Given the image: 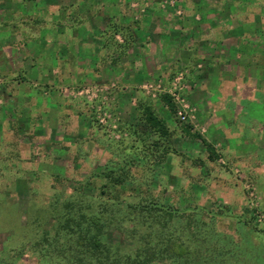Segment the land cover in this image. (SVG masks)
Instances as JSON below:
<instances>
[{"label":"rangeland","instance_id":"rangeland-1","mask_svg":"<svg viewBox=\"0 0 264 264\" xmlns=\"http://www.w3.org/2000/svg\"><path fill=\"white\" fill-rule=\"evenodd\" d=\"M76 1L0 0V264H74L81 248L63 223L92 212L114 218L104 239L117 251L142 247L147 226L151 245L189 249L149 264H264V186L187 132L209 135L184 75L138 81L121 104L116 80L82 69L81 42L65 40ZM174 92L188 121L162 98ZM148 106L172 117L169 140L145 121ZM148 200L167 208L127 214Z\"/></svg>","mask_w":264,"mask_h":264},{"label":"crops","instance_id":"crops-1","mask_svg":"<svg viewBox=\"0 0 264 264\" xmlns=\"http://www.w3.org/2000/svg\"><path fill=\"white\" fill-rule=\"evenodd\" d=\"M65 4L79 13H65L75 19L65 40L81 42L82 69L116 80L121 104L136 83L184 75L209 130L201 136L264 186V0H179L175 16L168 0ZM163 117L173 130L172 117Z\"/></svg>","mask_w":264,"mask_h":264},{"label":"trees","instance_id":"trees-1","mask_svg":"<svg viewBox=\"0 0 264 264\" xmlns=\"http://www.w3.org/2000/svg\"><path fill=\"white\" fill-rule=\"evenodd\" d=\"M162 98L173 110V97L164 95ZM145 121L150 127L157 131L161 137L169 140L172 136L173 130L168 127L166 121L160 118L151 106H148L146 109ZM190 128L191 127L188 128L187 132L195 138H200L206 144L212 158L217 157L218 153L215 151L213 145L207 143L200 133L191 134ZM169 146L167 151L170 150ZM117 179L118 177L115 178V180ZM127 207L129 209V213L127 214H132L134 211L139 210V212L143 214L147 213L150 216L160 215V213L167 208L165 204L156 202L155 200L128 203ZM86 214L87 213H81L78 217L71 216L67 218L65 223H63L64 228L71 229L77 235L76 246L77 249L81 248L80 253L72 255L74 264H149L154 260H161L164 258L163 253L172 257H181L189 253V249L183 243L176 241L170 243L164 249L162 247L158 248L151 245V240L148 238V226L143 228L146 233L142 231L140 236L141 240L144 241L142 247L135 248L130 253L120 250L117 251L112 244L108 243L104 239L107 228L114 224V218L103 217V214L101 215L94 212ZM156 218L157 217L154 218V221H156ZM141 219L142 226H144V224L147 225V217L142 216ZM85 223H87V225L84 227L83 224ZM94 227H96V230H93ZM116 228L121 230V232H130L129 227L127 229H123L121 225H118ZM155 231H158L159 233L161 232L159 228L156 230L152 229L150 231V235L156 233ZM157 237H160V235ZM148 244L150 247H148ZM75 252L78 251L75 249Z\"/></svg>","mask_w":264,"mask_h":264},{"label":"built area","instance_id":"built-area-1","mask_svg":"<svg viewBox=\"0 0 264 264\" xmlns=\"http://www.w3.org/2000/svg\"><path fill=\"white\" fill-rule=\"evenodd\" d=\"M172 4H175L174 1L171 2ZM178 13H181V10H178ZM177 89V88H176ZM175 89V90H176ZM173 98L180 103L177 110V116L182 121H188V119L192 116L191 113L193 112V109L190 107V105L185 101V98H182L179 96V93H172Z\"/></svg>","mask_w":264,"mask_h":264}]
</instances>
